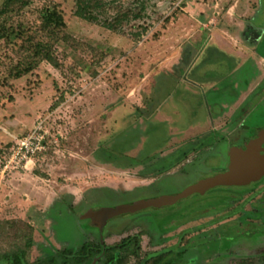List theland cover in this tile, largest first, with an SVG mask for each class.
<instances>
[{
  "label": "rangeland",
  "instance_id": "374dc122",
  "mask_svg": "<svg viewBox=\"0 0 264 264\" xmlns=\"http://www.w3.org/2000/svg\"><path fill=\"white\" fill-rule=\"evenodd\" d=\"M138 1L118 4L134 11ZM75 3L0 0V160L39 122L48 133L47 151L35 164L22 169L10 163L4 175L0 164V259L23 252L34 264L52 254L63 256L83 241L88 223L80 214L89 203L106 195L111 198L97 207L179 194L217 173V157L227 152L223 147L204 153L214 147L198 142L226 130L220 126L228 114L216 125L206 124L209 113L201 97L186 90L188 80H195L188 73L212 38L210 44L244 54L237 35L257 0H148L144 18L126 25L125 34L75 17ZM54 8L66 24L55 35L43 28L45 12ZM139 31L142 36H134ZM39 43L49 47L56 65L35 55ZM182 59L196 60L188 79L178 73ZM215 67L220 77L228 76L227 63L218 60ZM200 157L205 165L182 175L183 165ZM172 159L177 164L168 171ZM223 192L194 195L134 218L151 226L189 219ZM241 232L264 246V227L252 225L205 235L192 247L206 261L233 247ZM228 236L235 239L226 241Z\"/></svg>",
  "mask_w": 264,
  "mask_h": 264
},
{
  "label": "flooded vegetation",
  "instance_id": "af4514ba",
  "mask_svg": "<svg viewBox=\"0 0 264 264\" xmlns=\"http://www.w3.org/2000/svg\"><path fill=\"white\" fill-rule=\"evenodd\" d=\"M237 38L243 45L244 54L232 48L227 50L220 42L210 44L212 38L205 49H201L198 53L197 61L185 63V59H182L178 65V73L185 77L188 69L196 61V66L188 73L195 80L187 81L189 87L186 90L194 91L201 97L202 106L209 113L206 124L216 125L228 114L227 121L220 126L225 127L226 130L217 129L205 136L207 141H202L205 137L198 141L202 145L204 143L206 146L214 147L213 151L204 152L207 154L223 147L227 148L225 154L217 157L221 165L217 173L227 172L232 166L233 157H236V152L240 150H252L259 144L257 148L264 157V0H257V9L251 17H246L243 29ZM218 60L229 65L227 77H220L215 71ZM209 65H213L212 70L209 69ZM188 74L186 79L189 78ZM191 87H195V90ZM204 153L201 155L202 158ZM182 156L187 158L188 151ZM201 157L184 164L182 175L203 167L205 164ZM173 166L168 167V171L173 169ZM201 179L203 178L199 180ZM219 188L224 189L225 192L216 195L206 204L199 205V208L203 209L202 212L189 219L172 220L151 226L147 220L134 218L138 214L136 213L109 221L102 231L97 219L86 216L88 211L98 210L99 207L96 205L101 201L111 198L107 195L100 197L98 202L89 203L80 214L82 221L88 223L81 245L73 250L66 248L62 253L63 256L52 254L34 264H48L49 259H54L55 264L264 263V246L251 243L249 232H241L233 247L228 246L221 253L213 252L206 261L202 259L198 248L192 247L199 238L205 235L223 234L225 228L229 229L232 226L241 229L244 227L247 229L252 225L264 227V174L248 184L219 186L203 195H194L204 198L211 191ZM234 239L228 236L226 241ZM61 258L65 261L60 260Z\"/></svg>",
  "mask_w": 264,
  "mask_h": 264
},
{
  "label": "water",
  "instance_id": "95a60500",
  "mask_svg": "<svg viewBox=\"0 0 264 264\" xmlns=\"http://www.w3.org/2000/svg\"><path fill=\"white\" fill-rule=\"evenodd\" d=\"M257 147L248 151L240 150L238 153L236 152V157H233L232 166L227 172L209 175L179 194L139 200L114 207H101L96 211H88L86 216L97 219L100 222L99 228L102 231L109 221L120 216L172 206L194 194L203 195L210 189L219 186L244 185L256 181L264 174V157L260 155Z\"/></svg>",
  "mask_w": 264,
  "mask_h": 264
},
{
  "label": "trees",
  "instance_id": "16d2710c",
  "mask_svg": "<svg viewBox=\"0 0 264 264\" xmlns=\"http://www.w3.org/2000/svg\"><path fill=\"white\" fill-rule=\"evenodd\" d=\"M31 0H8V2H21L23 5H27ZM119 0H76L73 8V15L84 21L101 25L102 27L113 31L123 33L126 25L132 21H138L144 18V14L147 10L148 0H139L137 8L132 11L123 5L118 4ZM110 11H113V15H110ZM66 27L64 17L58 9L47 10L43 17V28L46 31H51L53 35L57 31H61ZM145 30V29H141ZM136 37H141L142 33L139 31L135 33ZM34 53L37 57L41 56L44 61L50 64L56 65V62L49 51V47L46 44L39 43L34 47ZM27 73L32 69L28 67ZM173 161V159H172ZM173 164H176L174 161ZM48 264H55L54 259H49ZM0 264H28L23 252L3 255L0 259Z\"/></svg>",
  "mask_w": 264,
  "mask_h": 264
},
{
  "label": "built area",
  "instance_id": "2783aa9c",
  "mask_svg": "<svg viewBox=\"0 0 264 264\" xmlns=\"http://www.w3.org/2000/svg\"><path fill=\"white\" fill-rule=\"evenodd\" d=\"M48 133L45 131L43 122H39L37 127L26 137L15 139V145L10 149L8 157L0 160L2 166L1 174L9 172V164L15 163L18 168L27 169L35 164L34 158L47 151L46 140Z\"/></svg>",
  "mask_w": 264,
  "mask_h": 264
}]
</instances>
